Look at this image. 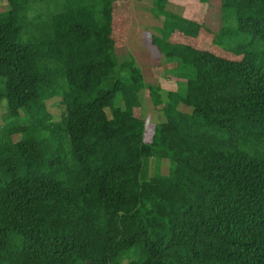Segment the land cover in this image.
<instances>
[{"label":"trees","instance_id":"1","mask_svg":"<svg viewBox=\"0 0 264 264\" xmlns=\"http://www.w3.org/2000/svg\"><path fill=\"white\" fill-rule=\"evenodd\" d=\"M6 1L0 264H264V0H220L213 42L239 60L171 42L203 25L157 0L148 43L168 77L184 74L183 92L146 84L134 62L121 74V0ZM146 90L165 105L160 144L144 143L133 114ZM150 158L168 159V173L149 176ZM84 251L99 255L72 259Z\"/></svg>","mask_w":264,"mask_h":264},{"label":"rangeland","instance_id":"2","mask_svg":"<svg viewBox=\"0 0 264 264\" xmlns=\"http://www.w3.org/2000/svg\"><path fill=\"white\" fill-rule=\"evenodd\" d=\"M157 0H121L116 2L113 10L114 21L112 23V38L115 42V52L118 61L122 65V75L129 76V65L134 62L141 70L145 81L151 85H159L163 91L183 92L186 86V78L183 73L179 77H168L165 67L166 60L162 56L155 55L149 46V35L159 34L157 27L161 25V19L155 11ZM168 8L184 17L200 22L203 27L197 37L185 36L179 32L172 34L171 42L185 43L200 50H206L216 55L239 60L240 56L220 47L213 42L214 34L220 29V0H169ZM9 9L6 0H0V11ZM42 53L52 77H61L63 62L57 55L54 41L45 39L42 43ZM57 55V56H56ZM132 60V61H131ZM144 103L135 108L133 114L144 121V143L152 145L161 143L162 135L168 134L164 118L165 105H155L146 90ZM122 106V102H119ZM55 114L57 109H52ZM185 111V110H184ZM5 110L0 108V126L5 122ZM19 137V135H17ZM167 136V135H166ZM159 138V141H158ZM170 143L175 139H168ZM169 169L168 159L150 158L148 161V175L155 176L167 174ZM96 251H84L73 254L74 260L96 258ZM126 263V256L122 259Z\"/></svg>","mask_w":264,"mask_h":264},{"label":"crops","instance_id":"3","mask_svg":"<svg viewBox=\"0 0 264 264\" xmlns=\"http://www.w3.org/2000/svg\"><path fill=\"white\" fill-rule=\"evenodd\" d=\"M113 21H114V18H113V20H112V23H113ZM155 55L160 56V55H158V54H155ZM143 78H144V76H143ZM144 81H145V79H144ZM145 83L148 84L146 81H145Z\"/></svg>","mask_w":264,"mask_h":264}]
</instances>
